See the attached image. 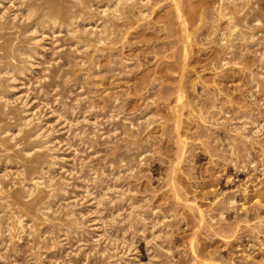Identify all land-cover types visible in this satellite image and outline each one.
<instances>
[{
  "label": "rangeland",
  "instance_id": "obj_1",
  "mask_svg": "<svg viewBox=\"0 0 264 264\" xmlns=\"http://www.w3.org/2000/svg\"><path fill=\"white\" fill-rule=\"evenodd\" d=\"M89 1L97 12L108 2ZM219 3L131 0L123 14L131 17L128 31L114 33L109 45L78 49L58 33L44 35L34 72L15 91L45 114L44 125L66 150L65 174L77 179L71 201L84 204L89 226L59 241L49 228L37 243L24 235L11 264H70L81 254L96 264H264V88L254 77L264 72V16L253 42L227 47ZM69 59L87 69L75 68L64 89L50 73ZM141 115L147 125H137ZM115 155L123 164L111 166ZM106 186L103 211L116 214L115 231L136 236L133 250L96 235L85 189ZM5 206L1 200L0 215ZM141 229L158 236L153 248L138 237Z\"/></svg>",
  "mask_w": 264,
  "mask_h": 264
},
{
  "label": "bare ground",
  "instance_id": "obj_2",
  "mask_svg": "<svg viewBox=\"0 0 264 264\" xmlns=\"http://www.w3.org/2000/svg\"><path fill=\"white\" fill-rule=\"evenodd\" d=\"M130 1L108 0L97 12L89 0H18L17 3L0 0V201L6 204L4 213L0 215L3 264H11L12 250L24 235L32 237L37 243L43 230L49 228L52 238L59 241L63 235L77 234L89 226L82 215L84 204L71 201L70 187H75L77 179L71 181L65 174L66 150L57 145L53 132L44 125L45 114L33 112L29 101H23L15 90L32 73L43 53L45 34L58 33L64 42L78 49L95 47L97 44L109 45L114 33L124 37L128 31L131 17L123 14ZM219 1L215 12L217 19L227 18L228 21L225 32L223 30L221 34L223 43L230 47L235 39L247 44L253 42L254 30L264 16L261 0ZM261 61L264 67V50ZM65 64L59 62L51 68L52 71H47L48 74L51 71L50 79L64 89L71 84L76 69L80 72L87 69L84 62L74 59H69ZM254 77L258 88H264V72ZM74 80L77 82V78ZM81 85L80 88L84 87ZM178 101L175 118L179 115L183 98L180 97ZM142 115L136 119L137 125L150 122V118L145 120ZM115 129L119 130V126L116 125ZM80 139L83 143L90 140L87 134L81 135ZM225 140V148L229 147L230 150L231 147L233 151L234 143L229 138ZM119 158H109L111 166L117 160L123 164L124 161ZM2 167L6 168L5 172L1 170ZM108 189L107 186L101 191L89 187L85 189L91 201L96 235L109 242L120 243L129 251L133 250L136 236L115 231L112 221L116 214L103 211ZM227 197V204L233 205L232 197ZM139 232L138 237L153 248L158 237L156 233L145 229ZM94 255L98 256V253ZM108 256H113L116 262L122 258L117 254ZM40 261L37 258L34 264H40ZM70 261V264H96L92 256L84 254ZM126 264L139 263L131 258Z\"/></svg>",
  "mask_w": 264,
  "mask_h": 264
}]
</instances>
